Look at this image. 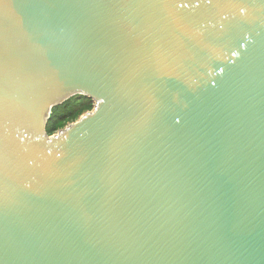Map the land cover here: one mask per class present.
Instances as JSON below:
<instances>
[{
    "label": "water",
    "instance_id": "95a60500",
    "mask_svg": "<svg viewBox=\"0 0 264 264\" xmlns=\"http://www.w3.org/2000/svg\"><path fill=\"white\" fill-rule=\"evenodd\" d=\"M0 264H264V0H0Z\"/></svg>",
    "mask_w": 264,
    "mask_h": 264
},
{
    "label": "trees",
    "instance_id": "16d2710c",
    "mask_svg": "<svg viewBox=\"0 0 264 264\" xmlns=\"http://www.w3.org/2000/svg\"><path fill=\"white\" fill-rule=\"evenodd\" d=\"M93 101L83 95H73L62 103L51 109L49 119L46 124V132L51 135L63 128L70 122L79 118L84 112L91 110Z\"/></svg>",
    "mask_w": 264,
    "mask_h": 264
}]
</instances>
